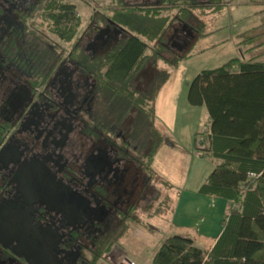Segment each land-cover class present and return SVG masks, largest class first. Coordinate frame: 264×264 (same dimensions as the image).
Masks as SVG:
<instances>
[{
	"label": "flooded vegetation",
	"instance_id": "af4514ba",
	"mask_svg": "<svg viewBox=\"0 0 264 264\" xmlns=\"http://www.w3.org/2000/svg\"><path fill=\"white\" fill-rule=\"evenodd\" d=\"M207 1L0 0V264H101L152 220L154 77L127 91L109 56L152 18L167 21L155 47L182 51L183 9Z\"/></svg>",
	"mask_w": 264,
	"mask_h": 264
},
{
	"label": "trees",
	"instance_id": "16d2710c",
	"mask_svg": "<svg viewBox=\"0 0 264 264\" xmlns=\"http://www.w3.org/2000/svg\"><path fill=\"white\" fill-rule=\"evenodd\" d=\"M202 7L191 4L183 9L184 16ZM259 13L261 24L239 36L241 53L264 46V10ZM166 22L152 18L143 31L111 52L112 84L123 83L130 90L131 79L147 64L149 43L161 39ZM156 48L154 52L161 51ZM164 76L162 70L154 75L153 115ZM188 101L206 107L208 128L196 135V145L218 160L198 193L222 197L230 205L212 247L181 235L167 236L147 264H264V61L259 56L246 60L239 56L201 71L189 85ZM109 252L108 248L102 253L107 257Z\"/></svg>",
	"mask_w": 264,
	"mask_h": 264
},
{
	"label": "rangeland",
	"instance_id": "374dc122",
	"mask_svg": "<svg viewBox=\"0 0 264 264\" xmlns=\"http://www.w3.org/2000/svg\"><path fill=\"white\" fill-rule=\"evenodd\" d=\"M208 1L201 2L203 7L195 8L188 18L192 26H197V32L194 31L192 38L187 37L189 45L185 49L169 46L168 50L154 52L156 42H148L149 59L139 80L147 85L156 72L162 70L167 74V78L162 77L165 81L155 105L159 126L154 167L160 176L156 180L160 196L154 204L152 220L148 221L147 214L140 213L143 224L129 222L122 231V236H126L118 239L101 264H117L123 256L134 259L137 264L145 260L142 256L150 259L164 238L172 233L169 224H172L174 207L173 225L182 227L202 247L208 248L223 230L229 201L198 193L218 160L197 148L196 135L207 130L209 118L204 105L189 103L188 90L201 71L220 67L231 58L241 56L246 60L259 56L264 61V46L245 54L237 46L242 33L261 24L259 11L264 8V0ZM173 12L165 11L162 15H168L169 19ZM143 26L144 21L138 27Z\"/></svg>",
	"mask_w": 264,
	"mask_h": 264
},
{
	"label": "crops",
	"instance_id": "0c3cea01",
	"mask_svg": "<svg viewBox=\"0 0 264 264\" xmlns=\"http://www.w3.org/2000/svg\"><path fill=\"white\" fill-rule=\"evenodd\" d=\"M263 4H264V2H263ZM261 10H264V8H260V11H261ZM259 25H260V24H258L257 26H259ZM257 26H255V27H257ZM255 27H254V28H255ZM155 105H156V103H155ZM155 113H156V106H155ZM185 206H186V205H185ZM185 206L183 207L184 210H186V207H185ZM184 210H183V214H185V213H184ZM174 212H175V207H174V211H173L172 216H171V217H172V218H171V222H172V224H169V227H170L169 230H171L172 233H170L168 236H171V235H181V236H183V237H189V238H191V236H190L189 233H187L186 231L182 230V227H179V226L176 225V224H175L176 226L173 225V221H172V220H173V217H174ZM180 215H181V213L179 214V216H180ZM175 222H176V221H175ZM169 230H168V231H169ZM176 230H177V231H176ZM222 231H223V230H222ZM177 233H180V234H177ZM221 233H222V232H221ZM221 233H220V234H221ZM219 236H220V235H219ZM219 236H217L216 238L213 239V241H212V243L210 244L209 247H212V246H213V244L215 243L216 239H217ZM191 239H192V238H191ZM193 241H194L195 244H197V242H196L195 240H193ZM197 245H198V244H197ZM199 246H200V245H199ZM209 247H208V248H209ZM154 253H155V252H154ZM152 256H153V255H152ZM142 257L145 259V260L143 261L142 264H147V263H149L150 260H151V258H152V257H151V258L149 259L150 256H149L148 258H145L144 256H142ZM143 258H142V260H143ZM132 260H134V259H132ZM134 261H135V260H134ZM135 262H136V261H135ZM117 264H118V263H117ZM136 264H137V262H136Z\"/></svg>",
	"mask_w": 264,
	"mask_h": 264
},
{
	"label": "built area",
	"instance_id": "2783aa9c",
	"mask_svg": "<svg viewBox=\"0 0 264 264\" xmlns=\"http://www.w3.org/2000/svg\"><path fill=\"white\" fill-rule=\"evenodd\" d=\"M255 174H251L250 176H254ZM118 264H136V262L134 260H132L131 258L127 257V256H123Z\"/></svg>",
	"mask_w": 264,
	"mask_h": 264
}]
</instances>
